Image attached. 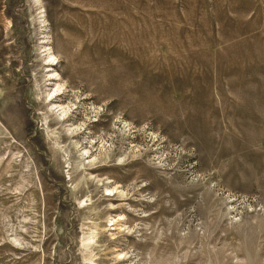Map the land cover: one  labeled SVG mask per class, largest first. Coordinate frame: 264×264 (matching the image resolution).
<instances>
[{
  "label": "rangeland",
  "instance_id": "1",
  "mask_svg": "<svg viewBox=\"0 0 264 264\" xmlns=\"http://www.w3.org/2000/svg\"><path fill=\"white\" fill-rule=\"evenodd\" d=\"M0 264H264V0H0Z\"/></svg>",
  "mask_w": 264,
  "mask_h": 264
},
{
  "label": "bare ground",
  "instance_id": "2",
  "mask_svg": "<svg viewBox=\"0 0 264 264\" xmlns=\"http://www.w3.org/2000/svg\"><path fill=\"white\" fill-rule=\"evenodd\" d=\"M38 1V0H37ZM50 57V56H49ZM48 64H50L51 65V63H50V61L48 62ZM52 80H55V82H56V80H58V75L57 74H55L54 75V78L52 79ZM56 89H55V91L56 92H58V94L60 93V91H61V85L59 84V83H56ZM52 97V95H48V99H50ZM57 97V96H56ZM56 107L58 108V110H59V114L61 115V116H63V118H62V120H61V122H65L66 121V118L68 117V114H69V112H70V105H66L65 107L64 106H62V105H59L58 104V106L56 105ZM55 107V108H56ZM52 113L53 114H55V115H57L58 113L57 112H55L54 110L52 111ZM57 113V114H56ZM69 126V125H68ZM67 130V133L68 134H70V136H74L75 137V148L77 149L76 151H78V153H79V155H85L86 156V154L88 153V151L87 150H81L80 148H79V142H78V139H77V136H79L80 135V133H79V128L78 127H72L71 126V128H66ZM91 144V143H90ZM103 146V144H101V147ZM80 151H82V152H80ZM105 190H107V193L105 194L106 196H108V195H113L114 193H115V190L114 189H105ZM111 221H113V223L111 224V225H113V224H117V221L118 220H121V218H120V216H118V218H115V219H110ZM119 222V221H118ZM111 229H113V228H111Z\"/></svg>",
  "mask_w": 264,
  "mask_h": 264
}]
</instances>
